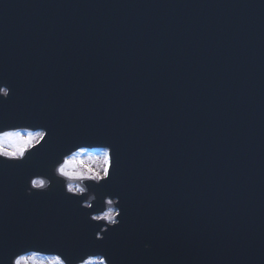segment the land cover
I'll list each match as a JSON object with an SVG mask.
<instances>
[{"label": "water", "instance_id": "1", "mask_svg": "<svg viewBox=\"0 0 264 264\" xmlns=\"http://www.w3.org/2000/svg\"><path fill=\"white\" fill-rule=\"evenodd\" d=\"M2 88L0 133L45 135L0 156V264H264V0H0ZM82 147L110 165L77 196Z\"/></svg>", "mask_w": 264, "mask_h": 264}, {"label": "rangeland", "instance_id": "2", "mask_svg": "<svg viewBox=\"0 0 264 264\" xmlns=\"http://www.w3.org/2000/svg\"><path fill=\"white\" fill-rule=\"evenodd\" d=\"M42 135L41 132L34 133L29 130H14L0 134V154L6 157L18 158L31 145L35 144ZM108 165L107 152L102 150L85 151L80 150L65 158L58 168V172L70 179L93 178L98 180L105 176ZM33 187H40L41 181L34 179ZM68 191L79 194L82 192L76 184H68ZM115 210L109 207L97 219H102L111 224L114 222ZM104 228V227H103ZM15 264H63L58 258L45 257L36 254L20 256ZM81 264H104L100 259H89Z\"/></svg>", "mask_w": 264, "mask_h": 264}]
</instances>
